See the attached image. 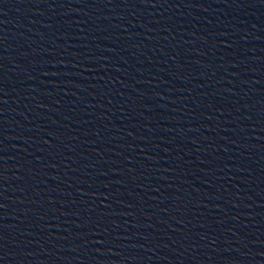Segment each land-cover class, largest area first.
<instances>
[{"label":"water","instance_id":"1","mask_svg":"<svg viewBox=\"0 0 264 264\" xmlns=\"http://www.w3.org/2000/svg\"><path fill=\"white\" fill-rule=\"evenodd\" d=\"M0 219L67 264H264V0H0Z\"/></svg>","mask_w":264,"mask_h":264}]
</instances>
